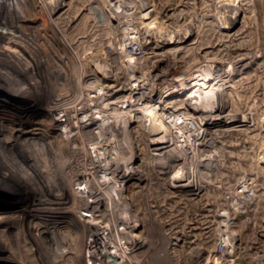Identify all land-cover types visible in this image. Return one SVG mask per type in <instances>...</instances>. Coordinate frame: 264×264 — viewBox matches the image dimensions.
<instances>
[{"label": "rangeland", "instance_id": "obj_1", "mask_svg": "<svg viewBox=\"0 0 264 264\" xmlns=\"http://www.w3.org/2000/svg\"><path fill=\"white\" fill-rule=\"evenodd\" d=\"M29 1H24L20 11L9 13L10 26L16 31L2 40L8 53L13 54L11 61L6 63L10 66L7 67L9 79L5 84L0 80V112L5 123L13 124L21 132L40 120H45V125L49 124L46 110L65 103V106L74 107L79 99L77 95L86 104L90 101V104L102 106V99H99L103 90L98 85H112L116 74L122 78L120 84H125L116 96L128 93V86H136L137 82L126 81L134 76L133 79L146 83L148 90H155L153 98L143 104L148 103L155 108L157 124L167 125L158 112V101L170 93L163 94L171 88L169 84L172 81L184 78L191 82L192 77H198L199 73L209 75L212 72L210 75L215 77L220 71L223 75L219 73V85L225 79V72H229L231 66L241 59V63L235 64L236 73L222 83L224 91L210 98L211 102L219 100L224 106L212 115H229L233 122H215L214 128L201 138L196 136L197 131L205 128L200 118L209 116V113L196 117L199 119H185L184 111H181L179 116L167 119L170 131L180 129L186 140L187 160L183 159V163L189 169V180L200 188L199 195L176 197L167 187V182L158 181L154 176L150 177L153 180L139 182L138 188L134 181L122 183L116 179L99 193L100 196L111 195L107 212L116 223L117 234L127 233L116 237L118 252L127 255L125 264H190L194 263L192 257L197 252L201 254L199 264H264V0H33L38 4L28 11L24 6ZM58 1L63 2V8L52 17L50 24L48 19L41 18L46 8L44 3ZM29 16L33 19L28 20ZM231 22L235 23L227 30L226 26ZM185 36L187 39L183 44L166 43L161 48L152 49L163 37L177 42ZM146 45L151 47L144 49ZM154 54L157 56L153 57ZM208 83H212V79ZM172 87L176 91L173 89V93L168 95L163 107L176 110L181 103H186L190 89L181 90V81ZM199 101L194 99L189 104L193 107L204 104ZM109 113L107 110L105 115ZM54 117L57 115L50 116V119ZM139 120L140 123L132 127H145L150 122L144 118ZM105 121L113 122V127L120 125L109 118ZM120 122V126H124L126 121ZM97 124L85 128V131L92 130L90 128ZM57 128L63 130L64 127ZM37 137L33 138L36 140ZM98 139L96 133L89 137L90 141ZM119 139L123 145L117 154V163L121 157L123 160L130 158L128 150L133 146L131 137L120 136ZM200 140L201 143L210 144L212 141L213 144L200 148L202 151L198 154ZM20 150L16 148V152L20 153ZM146 151L144 148L139 150L143 162L140 159L134 161L137 170L142 171L148 163L149 153ZM205 158L210 162L204 161V165L208 163L210 167L197 164ZM103 160L105 162L107 157ZM82 165L80 160L73 162L70 171L76 172ZM51 166L60 168L62 159L58 157L56 164ZM3 174L0 173V211H3V216H14L16 211L39 206L32 205L40 202L39 189L30 193V187L37 185L39 180L49 184L57 175L53 173L52 178L41 179L38 173L29 175L26 171L25 175L21 173V178L12 179ZM98 176L110 177L100 173ZM88 185L83 183L82 187L87 188ZM61 187L59 185L51 194L52 199L59 195ZM69 191L74 204L77 200L73 196L75 191L70 187ZM125 216H131L129 220L137 224L130 228L131 221L122 222ZM77 217L68 219L77 228L89 221L84 216ZM12 222L5 224L6 229L12 227L11 232L6 230L5 235L2 234L7 237H4V242L0 241V264H51L50 261L54 264H87L82 257L85 254H80L81 246H71L75 247V256L67 253L69 246H65V240H59L62 239L60 233L57 238L59 252H51L52 255L56 253L54 258L45 251L47 242L38 244L34 239L36 242L33 243L30 232L22 231L19 222ZM18 233L19 240H16ZM133 237L141 238L144 246L131 250L129 243ZM15 250L19 255L23 253L18 255L20 259Z\"/></svg>", "mask_w": 264, "mask_h": 264}, {"label": "bare ground", "instance_id": "obj_2", "mask_svg": "<svg viewBox=\"0 0 264 264\" xmlns=\"http://www.w3.org/2000/svg\"><path fill=\"white\" fill-rule=\"evenodd\" d=\"M24 1L25 0H0V80L1 82L3 81L4 84L9 79V69L7 67L10 66H8L6 63H9L11 61V54L13 53H8V48H5L3 46L2 40L6 37H10L16 31L13 26H10L11 24L9 23L8 15L14 10L20 11L19 7H23L22 4L25 3ZM29 2H31V4H29ZM29 2H26L27 5H25L24 8H27L28 11H32V9L38 4V1L33 2V0H30ZM62 3L63 2L61 1H58L54 4L45 2L44 4L46 8L45 12L41 15V18L44 17L45 19H48L51 24L52 17L59 13L58 11L63 8ZM28 18V20L33 19V17L31 16H29ZM234 23L235 22L229 23L226 26L227 30H230ZM163 38H161L160 43L156 44V47L152 48L153 50L161 48L162 45H165L166 43L183 44L186 42L187 39L186 36L185 38L183 37L181 39L179 37L180 40L176 42L175 39L170 40ZM149 45H146V47L143 48H148ZM149 49L152 50L151 48ZM22 50L24 49L22 48ZM29 55L31 54L29 53ZM156 56L157 54H154L153 57ZM240 61L236 62L235 64L239 63ZM235 64H232L233 66H231L229 72H225V79H222L221 84L219 85V82L217 81H219L218 79L220 78V74L222 73L220 71H218V75H216L215 77H212L210 75L212 72L209 73V75H207L206 72H202L199 73L198 77H192L191 82H187L184 78L181 80L172 81L169 84V87L171 88H168L166 91L163 92V94H166L168 91H170V93H167V96H165L164 99L161 97L158 101V104L160 106L158 112H161V115L163 117L162 120L168 125L167 119H170L172 116H179L181 114V111H184V113H182L184 114V118L190 117L193 119H199L196 117L209 113V116L200 118V120L202 119L203 126L205 128L201 129V131H197L196 136L201 138H203L206 133L211 131V128H214L215 122H221L223 124L233 122V118L229 115H227L228 117H221L218 115V113L212 115L215 110H222L224 106L221 102L219 103V100L216 102H211L210 98L211 96H214V94H220V92L222 93L224 91V85H222V83H225L236 73ZM105 77L108 78L107 76ZM133 78H127L126 81H128L129 83L137 82L136 86H132L131 88L130 86H128L129 88L126 89L128 93L126 92V94L121 96H116V94L120 93V91L125 88V84H120V80L122 78L117 76V74L116 77L112 79V85L100 83L98 85V88L101 87L100 90H103V93L100 95L99 100L102 99V103L104 106H99L97 105V103L95 105L92 103V105L89 103L90 101L88 102L89 104H86L83 99H80V97H78L77 95V98H79L80 100H76L77 103L75 106L74 104L72 105V103H74L73 98L72 103H69L71 101V98L68 102L74 107L65 106V103L64 106L61 107H57V105L53 107L54 109L48 108L49 110H46L45 115L49 119V124L45 125V120H40L34 123L31 126L32 128H28L23 132H21V129H16L13 124L8 125L7 123H5V117L3 116V113L0 112V167H2V169H0V173H5L6 175H8L9 178L12 179L21 178V173H24L25 175L26 171L28 172V174L29 172H31L34 175L35 173H38L37 176H39L41 179H46L48 177L52 178L53 173L54 175L55 173H57V175H55L56 177L53 175L54 178H52L53 180L48 182L49 184L39 180L37 182V185L30 187V193L36 192V189H39L38 191L41 195L40 202L32 204L39 206H33L31 208L21 210L20 212L15 210L16 214L14 216H8L5 214L8 217L3 216V211H0V241H5L4 237L7 236H3L2 234H4V232H7L6 230L11 232L12 227L6 229L5 224L10 223L12 220V223L14 224L17 222L22 224V231H28V233L30 232L33 238V243L36 242L34 241V239L37 240L38 244L47 242V244H44V247L45 245H47L45 247V251L50 252L51 255L53 251L59 252V244L57 242V238L60 237L58 235V233H60L62 239L59 238V240H65V243H67V245L65 244V246H69V248L67 247V249H69L70 251H68L67 253L74 255L73 250H75V247H71L73 244L78 245V248L81 246V252H79L82 255L85 254V256L82 257H84L83 260H85L87 264H125L127 260L125 257H127V255L123 256L124 253L118 252V244L116 243V237H119L120 235H127V233L125 234V232L123 231L124 228H121L123 232L118 231L120 233L117 234L116 223L111 220L107 212V206L111 204V195L104 194V196H100L99 191L102 192L109 183L113 182L116 179L121 181L122 183H130L134 181L135 187L138 188L139 182L144 180L150 181L156 178L158 181L167 182V187L169 186L171 188V193L176 194V197H196L197 195H199L200 188L195 185L194 181L193 183L191 182L192 180H189V175L187 174V171L189 169L187 170L188 167H185L186 163H183V159L185 161L187 160V151L184 150L186 140H184L183 135L180 133V129H177V131L175 130L176 132H171L167 125H164L163 123L157 124L155 122L154 118L157 115V112H155V108L153 109L152 105H148V103L143 104V102L151 100L153 98V93L155 92V90H148V86L146 83L138 81V79L135 80ZM210 79H212V83H208ZM177 81H181V90H190L188 91V95L186 94V103L183 102L181 103V106L179 108H177L176 110H171L170 108L163 106L165 102H167L165 100L167 99L168 95H171L173 93L174 87L172 86L175 85ZM189 83L190 86H186L187 84L189 85ZM91 87L92 86H90V88ZM92 88H94V86ZM90 95L92 96L93 94ZM194 99H200V101L202 100L204 104H201V106H197L196 104V107H193L189 103L190 101L192 102ZM137 101H141V103H138ZM154 106L155 105H153V107ZM107 110H109L110 113L106 116L105 113ZM54 114H56L57 117L50 119V116L52 117ZM107 118H109L110 120L112 119L115 122H119L120 125V121L126 122L124 126L118 125L119 127H113V122H104V120ZM139 118L148 119L150 122L145 125V127H141L138 125L132 127L133 124L140 123ZM236 121L240 122V120ZM96 123H98L96 127L90 128L92 130L85 131V128H89V126L95 125ZM57 126H63L64 128L63 130H59ZM93 133H96L97 136H99V139L97 141L89 140V137L93 135ZM35 135L38 136L36 140L35 138H33ZM62 135H64V137ZM120 136L124 138L131 137V141H133V146L128 141L129 146L131 145V147L129 148L131 150H128V152H130V158H124L123 160V158L121 157V162L118 161L119 163H117V154H119L120 149H122L121 146L123 145V143L121 144L120 142ZM128 139H125V141H127ZM201 141L202 140H200V143L197 145V147H199L198 154L200 153L199 151H202L200 150V148L209 147L213 144L212 141L210 144L208 142L201 143ZM11 143L12 145H9ZM25 144H27L28 146L25 147ZM141 145L144 149H147L149 153L148 163H146V167L142 171L137 170V168L134 166V161L140 159V161L142 160L143 162V159L140 158V155L142 153H139V150L143 149ZM129 146L126 147L128 148ZM16 148L17 150L19 148L21 149L20 153L16 152ZM91 150L93 152L92 154H90ZM58 157L62 159V166L57 169L56 167L51 165L56 164ZM106 157L107 160L104 162L103 158ZM79 160L84 164V166L82 165V167L76 172L70 171L72 163L77 162ZM204 161H207L208 163L210 162L208 158H205L203 161H200V163L197 164L201 165ZM207 164L205 163L204 165L203 163V166H206ZM208 166L209 165H207L206 168ZM39 173L41 175H39ZM99 173L108 175L110 177L101 178V176H98ZM169 174L172 175H170L169 177ZM151 176H154V178L150 179ZM27 179H29V177H27ZM199 180L198 182L201 181ZM73 181H79V183H74ZM83 183H89L88 187H82ZM59 185L63 186L61 187V192L59 193V195L56 196L55 199H52L50 196L52 193H54L55 189L59 187ZM69 187L75 191L73 196L76 197L77 200L74 204L71 202V194L69 191ZM122 191H124V189ZM17 212H19V215L17 214ZM77 215L79 217L84 216V219H89V221L83 222L82 226L80 228H77L73 225V223L68 221V219H70V216L77 217ZM124 218L125 219H122V222L131 221L129 220L131 216H125ZM7 219H9V222ZM135 224H137V222L131 221L130 228H132V226H135ZM19 233L15 237L16 240H19ZM111 233H114V235L111 236ZM175 239L177 241V238ZM144 244L145 243L141 238L133 237L131 238V244L129 243V246L131 250H135L141 248L142 246H144ZM40 246L42 247V245ZM62 250L63 249H61L60 252H63ZM54 254L52 256H54ZM18 255L19 254L17 251V257ZM21 255H23V253ZM58 256H56V258ZM61 256L62 255H60V257ZM131 257L129 258L133 259ZM200 257V252H197L192 257V259L194 258V263L190 264H199ZM18 258L20 259V257ZM67 258L68 257L66 256V259ZM135 259L137 260V257ZM50 262L53 263L54 261Z\"/></svg>", "mask_w": 264, "mask_h": 264}]
</instances>
